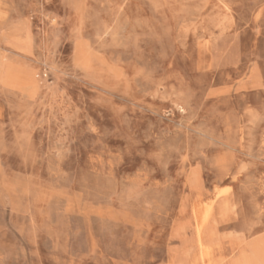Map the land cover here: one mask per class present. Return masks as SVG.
Listing matches in <instances>:
<instances>
[{
    "label": "rangeland",
    "instance_id": "obj_1",
    "mask_svg": "<svg viewBox=\"0 0 264 264\" xmlns=\"http://www.w3.org/2000/svg\"><path fill=\"white\" fill-rule=\"evenodd\" d=\"M0 15V264H264V0Z\"/></svg>",
    "mask_w": 264,
    "mask_h": 264
},
{
    "label": "bare ground",
    "instance_id": "obj_2",
    "mask_svg": "<svg viewBox=\"0 0 264 264\" xmlns=\"http://www.w3.org/2000/svg\"><path fill=\"white\" fill-rule=\"evenodd\" d=\"M2 15V14H1ZM0 15V16H1ZM9 80H10V78H9ZM229 192V191H228ZM231 194V193H230ZM216 196V195H215ZM211 211H212V207H209L208 208V211H207V214H206V218H205V220H207L208 219V217H209V215H210V213H211ZM202 227H203V225H200L199 226V231L201 232L202 231ZM205 252H204V257H206L207 255H208V252L206 251V250H204Z\"/></svg>",
    "mask_w": 264,
    "mask_h": 264
}]
</instances>
